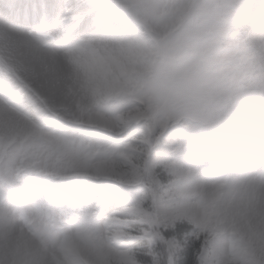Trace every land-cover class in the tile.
Segmentation results:
<instances>
[{
    "label": "clouds",
    "instance_id": "clouds-1",
    "mask_svg": "<svg viewBox=\"0 0 264 264\" xmlns=\"http://www.w3.org/2000/svg\"><path fill=\"white\" fill-rule=\"evenodd\" d=\"M0 264H264V0H0Z\"/></svg>",
    "mask_w": 264,
    "mask_h": 264
}]
</instances>
